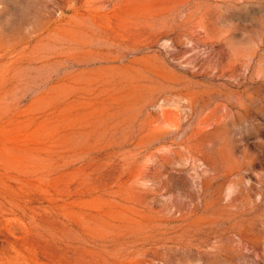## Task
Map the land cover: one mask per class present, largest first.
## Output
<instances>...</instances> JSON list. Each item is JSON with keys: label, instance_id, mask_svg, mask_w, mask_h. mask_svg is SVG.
I'll return each mask as SVG.
<instances>
[{"label": "rangeland", "instance_id": "1", "mask_svg": "<svg viewBox=\"0 0 264 264\" xmlns=\"http://www.w3.org/2000/svg\"><path fill=\"white\" fill-rule=\"evenodd\" d=\"M0 264H264V0H0Z\"/></svg>", "mask_w": 264, "mask_h": 264}]
</instances>
